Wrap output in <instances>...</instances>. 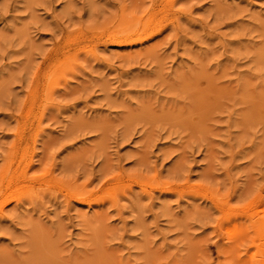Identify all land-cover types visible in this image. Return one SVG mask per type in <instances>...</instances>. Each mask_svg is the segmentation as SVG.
I'll list each match as a JSON object with an SVG mask.
<instances>
[{"label":"rangeland","instance_id":"rangeland-1","mask_svg":"<svg viewBox=\"0 0 264 264\" xmlns=\"http://www.w3.org/2000/svg\"><path fill=\"white\" fill-rule=\"evenodd\" d=\"M0 264H264V0H0Z\"/></svg>","mask_w":264,"mask_h":264}]
</instances>
